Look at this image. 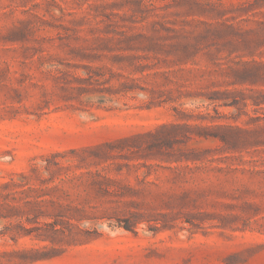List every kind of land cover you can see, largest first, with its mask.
<instances>
[{
    "label": "rangeland",
    "instance_id": "rangeland-1",
    "mask_svg": "<svg viewBox=\"0 0 264 264\" xmlns=\"http://www.w3.org/2000/svg\"><path fill=\"white\" fill-rule=\"evenodd\" d=\"M182 28L218 46H151ZM262 64L257 0H0V264H264Z\"/></svg>",
    "mask_w": 264,
    "mask_h": 264
},
{
    "label": "trees",
    "instance_id": "trees-1",
    "mask_svg": "<svg viewBox=\"0 0 264 264\" xmlns=\"http://www.w3.org/2000/svg\"><path fill=\"white\" fill-rule=\"evenodd\" d=\"M264 6V0H257ZM200 7L198 4H192L191 10L188 12V15L196 16L200 14ZM242 9V8H241ZM195 21H185L184 24L186 26L193 24ZM200 22V23H199ZM199 24L208 25L207 22L198 21ZM174 35L164 37L159 39L158 41H154L151 46L161 54H165L167 57L172 56V62L176 63H185L188 62L191 57L199 52H203L205 50L211 49L213 46H218L215 44L211 32L207 31L205 33L198 34L194 37L188 36L189 31L186 28H182L180 31L177 29H170ZM167 60V59H166ZM261 66L264 67V64ZM254 81L248 82L244 80L242 82H232L231 84H246L250 83L251 85H256L259 82L264 83V70H256L253 72ZM241 81V80H239ZM246 101V100H245ZM253 105L256 107H261L264 105V100L253 99ZM247 106V103H245ZM99 179L94 181L93 185L97 188V192L99 195H102V198L107 199L106 203H114L117 201L112 200L113 196L120 195L117 192L116 183L114 180L103 176L101 173L96 172L94 173ZM111 199V200H110ZM87 215V212L84 209L80 208H73L68 205L60 204V208L58 212L52 216L54 221L50 223L44 224V233L39 234L40 239L43 241H49L52 244H58L64 241V238H71L72 241L75 240V231L77 229V225L74 221H79L82 217ZM133 226L131 224L126 226L125 228L130 230ZM53 251L54 248H49L48 246L43 247L42 249H31L26 251L27 254H30L31 261H38L47 259V254L45 251ZM43 251V252H42Z\"/></svg>",
    "mask_w": 264,
    "mask_h": 264
}]
</instances>
